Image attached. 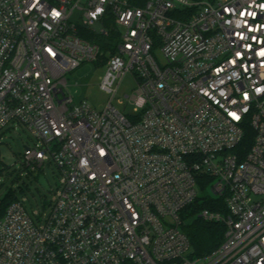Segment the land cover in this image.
Masks as SVG:
<instances>
[{
	"label": "built area",
	"instance_id": "2783aa9c",
	"mask_svg": "<svg viewBox=\"0 0 264 264\" xmlns=\"http://www.w3.org/2000/svg\"><path fill=\"white\" fill-rule=\"evenodd\" d=\"M109 20L112 98L75 104L66 74L101 54L79 24ZM128 74L131 114L112 104ZM15 123L39 141L24 166L65 184L46 219L7 207L0 264H264V0H0V132ZM207 186L225 211L199 216L225 233L197 257L183 215Z\"/></svg>",
	"mask_w": 264,
	"mask_h": 264
},
{
	"label": "rangeland",
	"instance_id": "374dc122",
	"mask_svg": "<svg viewBox=\"0 0 264 264\" xmlns=\"http://www.w3.org/2000/svg\"><path fill=\"white\" fill-rule=\"evenodd\" d=\"M78 15L77 11L75 17ZM106 23L105 26L96 23L89 29L84 28L81 23L79 25L83 32L99 35L105 27H109L110 23ZM117 28L123 30L121 27ZM156 55L158 58L161 57L159 50L156 51ZM106 70V65L87 62L68 72L66 74L68 82L64 87L65 94L71 96L75 104L86 102L96 109H103L112 98V94L100 87ZM135 87L136 81L131 74H128L114 96L112 104L119 110L131 114L133 107L126 105L125 95L131 94ZM13 127L8 126L0 132V201L10 190L15 191L19 200L38 222V219H46L50 213L49 204L57 199L63 188L64 176L52 162H47L44 168L35 171L26 168L23 161L24 151L27 146L34 147L39 141L25 125L15 123ZM198 193L200 198L204 199L215 196L209 186L198 187Z\"/></svg>",
	"mask_w": 264,
	"mask_h": 264
},
{
	"label": "trees",
	"instance_id": "16d2710c",
	"mask_svg": "<svg viewBox=\"0 0 264 264\" xmlns=\"http://www.w3.org/2000/svg\"><path fill=\"white\" fill-rule=\"evenodd\" d=\"M129 1L134 5L142 6L146 0ZM108 23H110L109 27H105L107 34L101 32L99 35H91L88 32L80 30L81 36L100 45L101 54L96 61L98 65H106L109 57L116 53L117 45L120 41L119 31L114 21L109 20L106 24ZM251 144L252 130L249 129L242 145L245 150H248ZM16 200H19L18 195L15 191L10 190L4 199L0 201V218L4 216L7 207ZM203 208L225 211L224 201L221 198L215 199L212 197L206 199L198 198L193 204L187 207L183 215L185 220L183 230L191 242V255L197 257L205 256L214 251L223 241L225 233V226L222 223L208 222L199 216V212Z\"/></svg>",
	"mask_w": 264,
	"mask_h": 264
}]
</instances>
